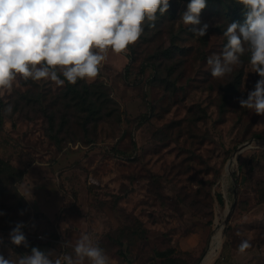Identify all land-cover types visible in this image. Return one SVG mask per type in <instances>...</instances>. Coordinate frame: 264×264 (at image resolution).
<instances>
[{
    "label": "rangeland",
    "instance_id": "obj_1",
    "mask_svg": "<svg viewBox=\"0 0 264 264\" xmlns=\"http://www.w3.org/2000/svg\"><path fill=\"white\" fill-rule=\"evenodd\" d=\"M173 3L174 18L126 53L110 51L86 80L103 83L119 107L89 130L51 136L44 109L65 83L18 78L0 90V156L26 169L16 183L24 199L0 198L5 258L32 247L72 254L87 233L112 264H173L161 256L169 249L176 264L204 255L201 264H264V115L239 103L259 76L246 53L230 75L213 78L207 57L222 52L230 20L205 8L197 27L207 24L206 34L195 36L180 20L189 2ZM173 41L187 53L165 57ZM21 221L27 247L9 239ZM245 239L251 247L241 253Z\"/></svg>",
    "mask_w": 264,
    "mask_h": 264
},
{
    "label": "clouds",
    "instance_id": "obj_2",
    "mask_svg": "<svg viewBox=\"0 0 264 264\" xmlns=\"http://www.w3.org/2000/svg\"><path fill=\"white\" fill-rule=\"evenodd\" d=\"M242 6V22L233 21L223 31L226 43L220 54L207 57L213 78L230 75L248 54L251 72L259 79L241 108L264 115V0H235ZM207 0H190L180 20L195 36L203 37L208 25L200 16ZM170 8V0H0V90L12 89L19 79L51 80L59 85L98 77L107 54L126 53L144 31L145 22H155ZM63 77V78H61ZM11 112V106L5 109ZM27 198V197H26ZM5 213L0 212V215ZM22 214V213H21ZM17 222L9 233L15 246H28ZM2 243V241H0ZM68 242L64 247H67ZM251 244L242 240L243 253ZM112 264L111 258L90 234H81L72 254L42 251L17 259L0 254V264Z\"/></svg>",
    "mask_w": 264,
    "mask_h": 264
},
{
    "label": "trees",
    "instance_id": "obj_3",
    "mask_svg": "<svg viewBox=\"0 0 264 264\" xmlns=\"http://www.w3.org/2000/svg\"><path fill=\"white\" fill-rule=\"evenodd\" d=\"M190 2V0H185ZM175 5L173 0H170V8L168 12L161 16L157 14L155 22H145L144 31L158 29L161 24H165L167 19L175 17ZM206 8H210L215 12V15H224L230 22H242V6L235 3V0H207ZM174 10V11H173ZM187 53L185 47H180L173 41L172 47L164 49L162 54L167 58H174L177 52ZM63 78V77H62ZM63 91L52 98L50 108L44 109L50 123V134L53 138H57L58 133H62L68 127L67 134H74L70 130L74 125H81L84 130H89L90 125L111 118L119 112L117 101L107 91L106 86L100 82H87L86 80H78L76 84L65 82ZM39 101V100H37ZM2 105L0 103V129L3 124V114L1 113ZM63 114L59 116V113ZM58 118H61V124L58 126ZM258 137H263L258 134ZM26 169L16 166L13 162L0 156V198L5 195H21L16 187V183L24 178ZM222 198L220 195L219 200ZM174 253L173 249L166 250L161 253L166 262L176 264L177 259L171 256Z\"/></svg>",
    "mask_w": 264,
    "mask_h": 264
},
{
    "label": "water",
    "instance_id": "obj_4",
    "mask_svg": "<svg viewBox=\"0 0 264 264\" xmlns=\"http://www.w3.org/2000/svg\"><path fill=\"white\" fill-rule=\"evenodd\" d=\"M249 146H250L249 143H245V144L241 145V146L236 150V152L238 153V156H239L240 153H242V152H243L247 147H249ZM236 152H235V153H236ZM231 210H232V209H230L229 213L227 214V220H226V223H227V221H228V219H229V217H230ZM226 223H224L225 226H226ZM204 256H205V255H204ZM204 256L202 257V259H201L197 264H201V262H202Z\"/></svg>",
    "mask_w": 264,
    "mask_h": 264
},
{
    "label": "built area",
    "instance_id": "obj_5",
    "mask_svg": "<svg viewBox=\"0 0 264 264\" xmlns=\"http://www.w3.org/2000/svg\"><path fill=\"white\" fill-rule=\"evenodd\" d=\"M39 238L44 239L45 237L43 235H38Z\"/></svg>",
    "mask_w": 264,
    "mask_h": 264
}]
</instances>
